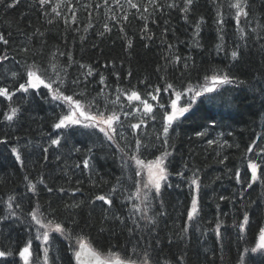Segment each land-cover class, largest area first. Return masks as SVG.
<instances>
[{"label":"trees","instance_id":"1","mask_svg":"<svg viewBox=\"0 0 264 264\" xmlns=\"http://www.w3.org/2000/svg\"><path fill=\"white\" fill-rule=\"evenodd\" d=\"M130 3L0 0V264H21L28 246L33 264H75L82 240L146 264H264V252H251L264 221V0ZM217 68L239 82L167 124L164 88ZM31 70L59 93L73 95L61 92L65 83L76 87L93 110L114 113L115 126L126 117L128 133L113 131L110 141L96 130L56 128L64 109L48 89H16ZM147 76L163 84L150 88L155 107L141 114L117 89L140 90ZM239 85L247 94L235 100ZM164 153L160 191L142 205L118 203L137 184L127 159ZM37 216L56 229L44 246Z\"/></svg>","mask_w":264,"mask_h":264},{"label":"rangeland","instance_id":"2","mask_svg":"<svg viewBox=\"0 0 264 264\" xmlns=\"http://www.w3.org/2000/svg\"><path fill=\"white\" fill-rule=\"evenodd\" d=\"M226 79L219 77H212L204 80L201 84L192 86L186 89L185 97L189 98L193 101L201 94L206 92L214 91L220 88L223 84L226 83ZM27 88H35L40 86H47L42 80L38 77L35 72H31L28 74L27 81L24 84ZM24 89V88H22ZM21 89V90H22ZM48 94L50 98H54L58 102H60L64 108L66 109L67 114L61 119L60 125L65 126L68 124H73L81 121L84 126L89 127H98L101 131L108 132L110 127H113L114 121L112 116L102 117L95 116L88 112L85 105L75 102L74 100L69 101L64 96L55 92L52 89H48ZM131 91V90H130ZM149 96H153L152 93ZM178 96L179 94H174V99L170 105V113L168 114V118L172 119L176 115L182 113L185 107H181L178 105ZM85 99L87 97H84ZM262 100H259L258 103L260 105ZM129 162L135 169L138 181L135 191V198L139 205H142V199L147 197L146 195L149 192L157 191L166 181L167 173L165 169V158L164 155H158L151 160H139L137 158L132 157L129 159ZM136 202V201H135ZM136 205H138L136 203ZM56 229L53 226L42 225L38 232L41 235V238L45 239L49 233L55 231ZM255 249L259 251H264V225L259 231L255 239ZM21 264H33L30 262V256L23 254L22 263Z\"/></svg>","mask_w":264,"mask_h":264},{"label":"bare ground","instance_id":"3","mask_svg":"<svg viewBox=\"0 0 264 264\" xmlns=\"http://www.w3.org/2000/svg\"><path fill=\"white\" fill-rule=\"evenodd\" d=\"M241 14V13H239ZM241 17V15H240ZM238 21V20H236ZM230 73H232V71L230 70H224V69H214L213 72L211 73V75H213L214 77H219V78H223L224 80H230L232 81L233 83H238L239 81L238 80H232L230 79ZM126 79L128 80H131L133 79L132 76L130 74H127L124 76ZM153 79H155V77H150L148 79V76L144 78L143 81H140L138 82V84H136L135 87H138L140 88L137 89L135 88V90H129V91H124L122 89H117V93L120 95V99L119 100H123L122 103L126 104L127 108L130 110V106L134 104V95H137L139 97L142 98L143 102H147L148 101V96L146 95L147 91H150L151 93L153 92L154 89H150V88H153V87H156V84L160 85V84H163L162 82L160 83H155L153 81ZM44 83V82H43ZM67 83H65L63 86H62V89H61V92H69L73 95H68V94H63V93H60V95L64 96L66 99H68L69 101H72L74 100L75 102L77 103H80V104H84L85 107L87 108L88 112H90L91 114H94L95 116H102V117H108V116H112L115 117L117 119V116L114 114V113H104V112H101V111H106V110H103V109H100V107L98 108L99 110L98 111H95L92 109L91 105L90 104H87L85 103V101H83V99H81V97H77V96H82L83 94L79 92L78 89H76V87L74 88H71V85H66ZM171 85V87L174 89L175 85H173L172 83H169ZM240 84H242L240 82ZM164 86V85H163ZM239 87L243 88V89H236L235 93H234V99L237 100L238 98H242V96L244 94H247L246 93V89L247 87H243L241 85H239ZM24 88V89H22ZM39 88H46L45 85L39 87ZM16 89H19V90H28L29 88H27L25 85H21L19 87H16ZM49 89H52V88H49ZM167 92H169L170 90L168 88H164ZM245 89V90H244ZM54 90L55 92H59L57 91L56 89H52ZM128 90V89H127ZM185 89L184 88H178L177 89V92L180 96H178V99H179V105L183 106V107H189V105H193V103L191 101H187L186 98L184 97L185 96ZM115 92V91H114ZM75 95V96H74ZM146 95V97H144ZM172 98L169 96V100H171ZM55 100V99H53ZM56 102H58L57 100H55ZM60 103V102H59ZM61 104V103H60ZM62 105V104H61ZM63 106V105H62ZM106 106V105H104ZM103 107V106H102ZM63 109H64V115L59 119V121L57 122L56 124V128H62V129H73V128H77L79 130H91V127L89 126H84V124L79 121L77 123H73V124H68V125H65V126H61L60 125V122H61V119L67 114L66 112V109L64 108L63 106ZM107 109L109 110V107H107ZM135 110L137 112H140L141 110L140 109H137L136 106H135ZM126 111V109H125ZM132 113V112H131ZM224 118L227 117V115H223ZM133 123V122H132ZM127 127H129V121L126 117H122V120H121V125L120 126H113V131H117L119 134H123V133H128L127 131ZM123 132V133H122ZM161 134V133H160ZM159 134V135H160ZM160 137L162 138V136L160 135ZM84 149L83 146H79V149L78 151H82ZM64 155L68 156L69 159H71V156H69L70 154L67 153V152H63ZM236 166V165H235ZM247 176L248 178L251 179V172H248L247 173ZM135 196V191H133V189L131 190H127L126 192L120 194L119 193V196H117L116 200L119 199L118 203H123L124 201L128 200V199H133ZM93 206H95V208H99V206L96 204V203H99L101 202L100 201V196H94L93 198ZM98 206V207H97ZM36 223L35 224V227L37 229H39L42 225H47V226H52L51 223L49 222H46L44 221L43 219H41L39 216H37V219L35 221ZM80 243V242H79ZM72 256L74 258V251L72 252ZM240 260H242V257L240 258Z\"/></svg>","mask_w":264,"mask_h":264},{"label":"water","instance_id":"4","mask_svg":"<svg viewBox=\"0 0 264 264\" xmlns=\"http://www.w3.org/2000/svg\"><path fill=\"white\" fill-rule=\"evenodd\" d=\"M75 260L78 264H134L123 262L119 259L105 261L83 243L78 246V249L75 253Z\"/></svg>","mask_w":264,"mask_h":264}]
</instances>
